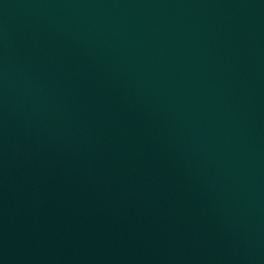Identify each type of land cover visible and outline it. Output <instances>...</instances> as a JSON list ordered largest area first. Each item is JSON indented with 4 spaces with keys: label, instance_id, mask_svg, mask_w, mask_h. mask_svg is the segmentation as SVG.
<instances>
[{
    "label": "water",
    "instance_id": "1",
    "mask_svg": "<svg viewBox=\"0 0 264 264\" xmlns=\"http://www.w3.org/2000/svg\"><path fill=\"white\" fill-rule=\"evenodd\" d=\"M0 264H264V0H0Z\"/></svg>",
    "mask_w": 264,
    "mask_h": 264
}]
</instances>
